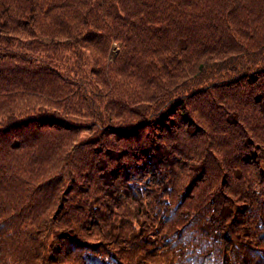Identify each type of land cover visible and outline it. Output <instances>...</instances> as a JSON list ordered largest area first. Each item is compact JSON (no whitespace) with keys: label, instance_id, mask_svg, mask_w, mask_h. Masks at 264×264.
Wrapping results in <instances>:
<instances>
[{"label":"trees","instance_id":"16d2710c","mask_svg":"<svg viewBox=\"0 0 264 264\" xmlns=\"http://www.w3.org/2000/svg\"><path fill=\"white\" fill-rule=\"evenodd\" d=\"M0 264H264V0H0Z\"/></svg>","mask_w":264,"mask_h":264},{"label":"rangeland","instance_id":"374dc122","mask_svg":"<svg viewBox=\"0 0 264 264\" xmlns=\"http://www.w3.org/2000/svg\"><path fill=\"white\" fill-rule=\"evenodd\" d=\"M258 148H261L260 146H258ZM229 244V243H228Z\"/></svg>","mask_w":264,"mask_h":264}]
</instances>
